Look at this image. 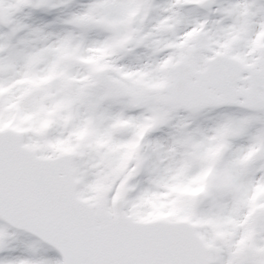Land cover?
I'll return each instance as SVG.
<instances>
[{
  "label": "snow or ice",
  "instance_id": "1",
  "mask_svg": "<svg viewBox=\"0 0 264 264\" xmlns=\"http://www.w3.org/2000/svg\"><path fill=\"white\" fill-rule=\"evenodd\" d=\"M0 264H264V0H0Z\"/></svg>",
  "mask_w": 264,
  "mask_h": 264
}]
</instances>
